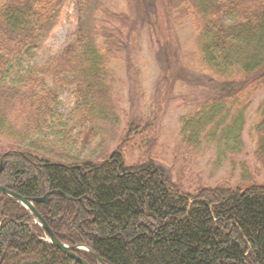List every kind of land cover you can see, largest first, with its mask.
<instances>
[{
    "label": "trees",
    "instance_id": "1",
    "mask_svg": "<svg viewBox=\"0 0 264 264\" xmlns=\"http://www.w3.org/2000/svg\"><path fill=\"white\" fill-rule=\"evenodd\" d=\"M63 1L0 0V186L28 199L53 192L34 208L87 264H264V183L186 193L152 161L127 163L131 123L107 157H78L97 137L95 121L113 117L109 65L124 60L135 71L145 28L160 110L174 98L194 105L180 119L182 144L241 153L245 113L264 88V0H126L119 13L101 0H76L77 26L65 48L21 67L18 59L42 42ZM185 19L199 71L185 68L173 32ZM177 83L189 91L173 98ZM60 89L75 99L67 121L57 109ZM253 132V157L264 171V95ZM46 238L31 213L0 193V264H79Z\"/></svg>",
    "mask_w": 264,
    "mask_h": 264
},
{
    "label": "rangeland",
    "instance_id": "2",
    "mask_svg": "<svg viewBox=\"0 0 264 264\" xmlns=\"http://www.w3.org/2000/svg\"><path fill=\"white\" fill-rule=\"evenodd\" d=\"M75 3L76 0L63 1L42 42L28 48L18 59L17 63L21 67L41 64L65 48L77 26ZM101 3L113 13L127 11L126 0H101ZM159 15L163 17L160 10ZM159 24L161 28L156 31L163 32V22L160 21ZM173 32L177 37L185 68L189 71H199L195 32L189 21L185 19L178 22ZM148 37L146 28L140 31L132 57L135 71L128 73L124 60H114L109 65L112 92L109 112L113 117L110 120L95 121V126L98 127L97 137L78 155L79 159L107 157L126 137L128 124L131 123L136 129H132L130 140L127 141V163L152 161L166 169L173 182L188 193L194 194L201 188L222 184L236 187L247 182L264 183V171L253 157V129L264 88L253 95L249 110L245 113L241 153L220 156L212 147L200 151L189 149L182 144L180 119L191 114L194 105L188 100L174 98L175 95L187 93L189 88L175 84L174 90H171L175 100L166 101L165 108L160 110L159 69L154 62V49ZM57 102L61 118L67 121L75 107L73 94L67 89L58 90ZM147 125H150L149 129L145 128ZM3 143L5 141L0 139V144Z\"/></svg>",
    "mask_w": 264,
    "mask_h": 264
},
{
    "label": "water",
    "instance_id": "3",
    "mask_svg": "<svg viewBox=\"0 0 264 264\" xmlns=\"http://www.w3.org/2000/svg\"><path fill=\"white\" fill-rule=\"evenodd\" d=\"M3 170V163L0 164V173ZM0 193H2L3 195L11 198V199H15L20 205H22L23 207H25L27 210L30 211V213L32 215H34L35 219L39 222L40 226L45 230V232L47 233V235L49 236V243L51 245H53L55 248H57L59 251H61L62 253H64L65 255H67L69 258H71L72 260L76 261L79 264H87L85 261L81 260L77 254L75 253L76 248H68L66 247L64 244L60 243L56 237L53 235L52 231L48 228L47 224L45 223V221L42 219V217L35 211L33 204H40V203H45L48 204L50 202V199H48V196L50 195H46L43 198H39V199H26V198H22L21 196L14 194L13 192L9 191L8 189H6L5 187H1L0 186ZM96 260H98L99 262H101V260L98 258V256L93 253V252H89Z\"/></svg>",
    "mask_w": 264,
    "mask_h": 264
},
{
    "label": "bare ground",
    "instance_id": "4",
    "mask_svg": "<svg viewBox=\"0 0 264 264\" xmlns=\"http://www.w3.org/2000/svg\"><path fill=\"white\" fill-rule=\"evenodd\" d=\"M49 194H50V195H49ZM52 194H53V192H48V193H46L44 196L39 197V198H43V197H45L46 195H49V196H48V199H50V201H51V199H52V197H51ZM57 194L60 195V196H62V197H64L63 194L60 193V192H57ZM22 198H24V197H22ZM39 198H36V199H39ZM26 199H28V198H26ZM66 199H68V198H66ZM24 209L27 210L25 207H24ZM27 211H28V210H27ZM33 217H34V215H33ZM46 224H47V223H46ZM47 226H48V225H47ZM48 228H49V227H48ZM49 229H50V228H49ZM46 235H47V234H46ZM47 237H49V236L47 235ZM46 239H47V238H46Z\"/></svg>",
    "mask_w": 264,
    "mask_h": 264
}]
</instances>
